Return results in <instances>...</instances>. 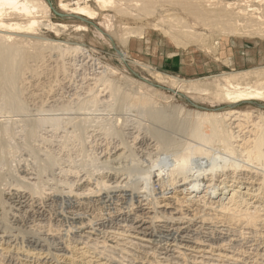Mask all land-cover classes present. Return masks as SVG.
<instances>
[{"label":"bare ground","instance_id":"6f19581e","mask_svg":"<svg viewBox=\"0 0 264 264\" xmlns=\"http://www.w3.org/2000/svg\"><path fill=\"white\" fill-rule=\"evenodd\" d=\"M69 1L58 0V9L69 18L72 17L71 19L76 16L89 20L100 18L99 27H103L107 38L117 37L116 32L123 31L122 46H130L132 40H143L146 29L144 26L164 33L163 35L172 39L176 47L187 46L181 41L182 37L202 41L204 32L220 34L224 46L231 38L236 42L246 38H256L264 42V0H88L93 1L96 8L88 3L81 5V0H78L73 8ZM52 3L54 7L53 0ZM51 12L53 13L46 0H0V103L8 104L18 112L27 109L26 100L43 103L47 98L53 97L56 82L65 77L63 67L58 66L65 57L61 45L37 37L34 33L36 27H43L46 22H50ZM138 22L143 26L137 30L127 28L131 23ZM46 25L52 26L51 23ZM53 58L60 60L53 61ZM127 58L126 53L119 56L121 63ZM52 64H55L56 68ZM146 68L153 80L151 85L174 89L175 92H183L196 100L211 101L212 105L231 108L242 103H255L259 108L264 106L258 104L264 103V69L225 74L212 81H192L164 76L160 72H152L149 67ZM28 74L29 81L26 78ZM106 78L99 80L105 85L108 83L111 100L141 111L150 122L169 128L176 127L173 118L175 116L172 117L168 113L173 104L158 89L146 83L138 85L139 89L148 88L145 92H128ZM97 98L92 97L93 102H96ZM235 109L195 110L192 114H186V123L184 121L181 125V130L193 143H187L180 149L177 146L179 150L167 147V138L152 129V135L158 140L155 156L158 160H154L153 164L160 162L163 155L173 156L175 160L170 164V169L168 168L167 179L173 188L178 181L175 176L181 175L184 181L181 186L186 187L181 191L177 190L179 187L175 188L170 196L163 193L161 198L147 203L143 202V199L137 200L136 203L131 197L128 206L131 209L119 213L117 217L121 223L117 225L106 223L99 214L88 221H80V239L64 242L55 253L18 246L13 234L8 232L11 226L8 218L12 211L32 210L34 213L36 202L44 194L47 197L39 180L33 181L29 186L25 185L24 189L23 186L15 188L14 193L8 194L2 189L3 178L0 175V264H246L242 259V252L236 254L227 250L231 239H221L209 244L211 229H217L219 232L230 230L237 234L249 231L255 236L264 229V111L258 110L259 113L256 114V111ZM8 127L0 121V163L6 154L3 140L5 136L9 137ZM213 147L235 158L232 161L227 159L228 164L222 160L223 164L227 165L221 168H227L228 172L217 177L218 184L213 176L218 171L215 165L207 164L203 176L199 173L187 175L192 158L197 157L201 162L212 159L210 149ZM126 148L128 146H117L114 149L112 157L115 161L123 157ZM147 157L154 158L151 152ZM161 171H158L155 177L160 178L163 172ZM210 175L212 177H209ZM125 181L123 176L116 172L100 178L95 183H82L77 188L71 184L68 190L69 198H75L78 202L74 214L87 213L88 206L85 201L105 192L119 193L120 199H125L128 192ZM65 184L64 186L70 185L68 182ZM202 192L203 195H197ZM16 215L14 220L19 216ZM155 228L174 235L175 239L165 245L157 244L151 230ZM190 229L203 232L201 236L204 237L191 239L186 235ZM46 231L49 236L57 235V231L51 228ZM33 241L39 244L44 242L39 238ZM140 254L144 257H141L143 261L139 258Z\"/></svg>","mask_w":264,"mask_h":264},{"label":"rangeland","instance_id":"374dc122","mask_svg":"<svg viewBox=\"0 0 264 264\" xmlns=\"http://www.w3.org/2000/svg\"><path fill=\"white\" fill-rule=\"evenodd\" d=\"M77 1L70 0L71 7L74 8ZM53 2L57 12L65 15L58 9V0H53ZM85 3L92 7L95 6L93 1L81 0L80 2L81 5ZM71 18L60 19L51 12L50 22H46L43 27H36L34 31L37 37L61 45V50L65 52V57L60 62L59 58H53V61L59 62L58 66L63 67L65 76L56 82L54 96L47 98L43 103L26 100L27 109L24 112H18L8 104L0 103V121L10 129L9 137L5 136L7 138L4 137L3 140L6 154L0 163V175L3 178L2 189L10 194V192H15V188L23 186L24 189L33 181L39 180L41 189L43 188L42 190H45L44 193L47 194V197L44 194L36 202V207L33 208L34 213L32 210L28 211L29 213L12 211L13 214L10 213L8 218V223L11 224L8 232L13 234L11 235L15 237L14 241L18 246L25 249L50 250L54 253L63 246L64 242L80 239L79 231H82L80 221H88L99 214L103 220L107 221L106 223L117 225L121 223L119 222L120 218L117 217L119 213L130 211L131 207L128 206H130L131 197L136 203L137 200H145L143 202L147 203L161 198L163 193L170 196L175 188L179 187L177 190L181 191L186 187L181 186L184 183L181 175L175 176L178 180L177 185L173 188L170 186L169 173L167 174V172L170 169V164L175 160L173 156L163 155L160 162L153 164L154 160H158L155 157L158 140L152 135V129H156L155 131L167 138V147L179 150L187 143H193L191 138L181 130V125L184 124V121L186 123V114L206 109L219 111L236 108L237 111H256L254 112L256 114L259 113L258 110L264 111V106L259 108L255 103H242L232 108L224 105H212L211 101L196 100L183 92L177 93L174 89L151 85L150 82L153 80L146 68L149 67L152 72H160L164 76L192 81H212L225 74L264 69V45L258 44H264V42L259 39L246 38L236 42L231 38L226 47L223 45V38L220 34L204 32L200 42L184 37L180 38L187 46H177L178 49L170 37L154 30L153 27L144 26L146 29L143 40H132L130 46H122L123 31L116 32L117 37L107 38L103 27H99L100 18L89 20L80 17L92 25ZM47 23H51L52 26L46 25ZM61 24L63 25L61 26ZM78 25L85 27L79 28ZM141 26L143 25L138 22L131 23L127 28L137 30ZM121 53H126L128 56L127 60L122 62L123 64L119 59ZM241 55L255 57L256 62H244L241 60L243 57ZM233 57L237 61H233L231 59ZM52 66L56 68L55 64ZM29 77V74L26 75L27 81L30 80ZM104 77L128 92H145L148 88L139 89L138 85L146 83L158 89L173 104L169 110L171 113L169 111L168 113L172 117L175 116L173 118L176 127L169 128L163 124L150 122L141 111L120 105L113 101L114 99L111 100L108 83L105 85L99 80ZM133 80L134 82H132ZM94 96L98 97V101L93 102L92 97ZM258 104L264 105L261 102ZM117 146H128V148L125 149L123 157L115 161L112 155ZM210 150L212 159H207L209 162L203 160L206 164L196 159L197 157L192 158L187 175L192 176L193 173H199L203 176L207 164L208 166L215 165L218 171L213 176H215V183L218 184L219 178L217 179V177L228 172L227 168L222 170L221 167H225L228 160L232 161L235 158L227 156L217 147ZM150 152L154 156L153 159L147 157ZM222 160L227 164H223ZM238 160L240 161V159ZM160 170L163 171H161L162 176L155 177ZM115 171L126 180L128 187L126 198H122V200L119 193L105 192L101 196L85 201L88 206L87 213L74 214L78 202L75 198H69L70 186L73 185L74 188H77L82 183H95L106 175L116 173ZM67 182L70 183L69 187L66 185ZM63 183H66V186ZM197 195H203V192ZM44 198L45 200H43ZM119 203L121 204L119 205ZM14 215H19L16 220H14ZM48 227L56 230L57 235L49 236L46 231L49 229ZM151 230L153 239L159 245H165L166 242L175 239L172 234L164 233L156 228ZM262 230L255 236L249 231L237 234L230 230L219 232L217 229H211L209 230V234H212H210L209 244L221 241V239H231V242L227 244V248H229L227 250L234 253L242 252V259L246 264H264V229ZM231 233L233 236L230 235ZM186 235L191 239L204 237L201 236L203 232L195 229H190ZM175 236L178 238L177 235ZM35 238L43 239V244L34 242ZM257 255L259 258H256ZM141 257H143L142 254L139 255V258ZM143 258L140 260L143 261ZM140 260L138 259V261Z\"/></svg>","mask_w":264,"mask_h":264},{"label":"water","instance_id":"95a60500","mask_svg":"<svg viewBox=\"0 0 264 264\" xmlns=\"http://www.w3.org/2000/svg\"><path fill=\"white\" fill-rule=\"evenodd\" d=\"M46 1H47L48 5H49L50 8L52 9V11H53V13H54V15H55L56 17H58V18H60V19H67V18H69V16L63 15V14L57 12V11L54 9V7H53V3H52V0H46ZM75 19L78 20V21H82V22H84V23H86V24L92 25V23H90V22L87 21L86 19H83V18H80V17H75Z\"/></svg>","mask_w":264,"mask_h":264},{"label":"crops","instance_id":"0c3cea01","mask_svg":"<svg viewBox=\"0 0 264 264\" xmlns=\"http://www.w3.org/2000/svg\"><path fill=\"white\" fill-rule=\"evenodd\" d=\"M258 44H260V45H264L263 43H258ZM226 46V45H225ZM227 47V46H226ZM226 49V48H225ZM227 50V49H226ZM241 56H243V55H241ZM244 58H246V59H244ZM233 61H237V60H235L234 59V57L233 58H231ZM241 60L242 61H244V62H249V63H253V61L254 62H256V59H255V57H251V56H249V55H244L242 58H241Z\"/></svg>","mask_w":264,"mask_h":264}]
</instances>
